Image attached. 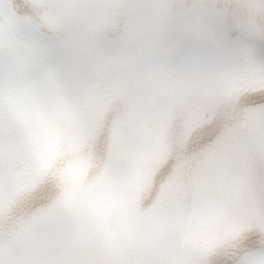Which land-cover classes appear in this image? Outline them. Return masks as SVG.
<instances>
[{"label":"snow or ice","instance_id":"snow-or-ice-1","mask_svg":"<svg viewBox=\"0 0 264 264\" xmlns=\"http://www.w3.org/2000/svg\"><path fill=\"white\" fill-rule=\"evenodd\" d=\"M63 2L0 0V264H200L182 173L110 134Z\"/></svg>","mask_w":264,"mask_h":264}]
</instances>
